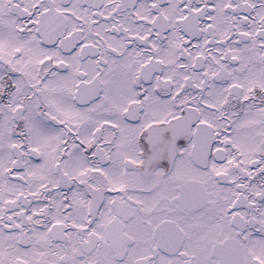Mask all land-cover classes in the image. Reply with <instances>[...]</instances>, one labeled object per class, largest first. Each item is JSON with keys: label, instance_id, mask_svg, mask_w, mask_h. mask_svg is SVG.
Listing matches in <instances>:
<instances>
[{"label": "snow or ice", "instance_id": "obj_1", "mask_svg": "<svg viewBox=\"0 0 264 264\" xmlns=\"http://www.w3.org/2000/svg\"><path fill=\"white\" fill-rule=\"evenodd\" d=\"M0 264H264V0H0Z\"/></svg>", "mask_w": 264, "mask_h": 264}]
</instances>
